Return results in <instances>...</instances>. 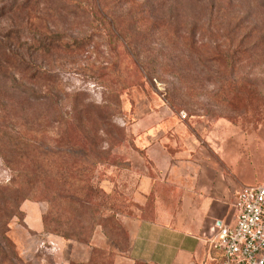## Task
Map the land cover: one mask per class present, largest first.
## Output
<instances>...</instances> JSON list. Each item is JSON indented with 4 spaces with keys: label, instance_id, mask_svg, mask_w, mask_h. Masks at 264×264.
<instances>
[{
    "label": "rangeland",
    "instance_id": "1",
    "mask_svg": "<svg viewBox=\"0 0 264 264\" xmlns=\"http://www.w3.org/2000/svg\"><path fill=\"white\" fill-rule=\"evenodd\" d=\"M26 2L0 0V264H147L129 256L157 209L134 125L160 104L264 125V0ZM16 58L46 77L21 82Z\"/></svg>",
    "mask_w": 264,
    "mask_h": 264
},
{
    "label": "crops",
    "instance_id": "2",
    "mask_svg": "<svg viewBox=\"0 0 264 264\" xmlns=\"http://www.w3.org/2000/svg\"><path fill=\"white\" fill-rule=\"evenodd\" d=\"M172 115L166 104L150 106L134 125L136 136L149 140L155 175L143 183L157 209L153 219L129 224V256L147 264H198L216 246V223L234 224L236 192L264 182V125Z\"/></svg>",
    "mask_w": 264,
    "mask_h": 264
},
{
    "label": "built area",
    "instance_id": "3",
    "mask_svg": "<svg viewBox=\"0 0 264 264\" xmlns=\"http://www.w3.org/2000/svg\"><path fill=\"white\" fill-rule=\"evenodd\" d=\"M234 224L216 223L224 264H264V182L242 186L232 203Z\"/></svg>",
    "mask_w": 264,
    "mask_h": 264
},
{
    "label": "trees",
    "instance_id": "4",
    "mask_svg": "<svg viewBox=\"0 0 264 264\" xmlns=\"http://www.w3.org/2000/svg\"><path fill=\"white\" fill-rule=\"evenodd\" d=\"M92 1H93V7H94L95 10H106L104 8V6L102 5L101 0H92ZM30 3H31V0H27V2L24 5H21V6H23L21 8V10H23V9L32 10V8L29 7ZM104 18H105V16H104ZM50 45H52V44H50ZM8 53L11 55V52L8 51ZM13 55L17 56L16 53H13ZM10 65H11V68L14 69V70L15 69H20V68H22L23 71H26L27 69H32L31 73H29V74H27L26 72H25L26 75L25 74L24 75L21 74L22 78L19 79L20 81L23 80V81L32 82V83L36 84L42 78V76L46 77L45 72H42L41 68H38L35 64L31 65L30 62L26 63V62L22 61L21 58H20V60H18L17 63H13V64L11 63ZM13 81L17 82L16 78H13ZM15 88H20V86L19 87L16 86ZM43 227H44V229L47 228V224H46L45 221L43 222ZM61 236L69 238V236L67 234H62ZM223 258H224V256H223Z\"/></svg>",
    "mask_w": 264,
    "mask_h": 264
}]
</instances>
